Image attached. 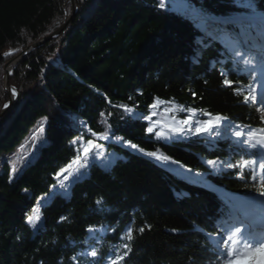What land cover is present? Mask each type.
Masks as SVG:
<instances>
[{
	"label": "trees",
	"instance_id": "obj_1",
	"mask_svg": "<svg viewBox=\"0 0 264 264\" xmlns=\"http://www.w3.org/2000/svg\"><path fill=\"white\" fill-rule=\"evenodd\" d=\"M185 1L208 16H264V0H251L255 12L247 7L250 0ZM76 2L78 10L64 31L12 70L10 85L17 99L0 118V156L12 152L45 117L46 142L14 178L9 161L0 163V264H101L123 243H129L131 251L121 264H214L215 247L205 233L214 231L219 209L232 201L189 184L145 155L102 140L97 142L115 156L104 166L91 163L66 193L43 202L36 229L26 222L37 201L51 193L55 173L78 154L81 144L73 141L95 139L85 134L80 119L96 133L107 130L200 173L208 171L203 156L234 162L251 149L237 143L232 147L238 152L231 154L228 142L213 145L205 136L158 140L146 132L149 123L119 106L155 112L152 119L162 124L173 123L174 116L178 122L188 108H195L197 119L208 111L242 127H264L256 107L243 102L250 75L237 66L229 72L228 78L236 82L229 88L222 84L221 72L233 65L225 59L211 66L222 60L224 46L206 38L210 46L193 62L204 17L178 12L166 2L160 8L159 0ZM71 10V0H0V110L9 101L2 85L5 63L59 29ZM261 57L250 53L254 64ZM236 87L243 90L239 95L233 91ZM153 103L156 108L149 110ZM206 180L235 194L258 192L252 181L246 186L230 171L208 173ZM178 194L185 195L178 199ZM90 225L106 228L95 242L98 258L93 260L81 256ZM127 227L133 229L132 241L120 239Z\"/></svg>",
	"mask_w": 264,
	"mask_h": 264
},
{
	"label": "snow or ice",
	"instance_id": "obj_2",
	"mask_svg": "<svg viewBox=\"0 0 264 264\" xmlns=\"http://www.w3.org/2000/svg\"><path fill=\"white\" fill-rule=\"evenodd\" d=\"M159 7L164 8L165 2L164 0H159ZM247 7L251 8L253 12L256 10V5L250 2ZM246 36V31L244 29L241 30L239 34L231 35L229 37L228 47L221 61H212V66L214 67L217 62L223 63L226 59L232 65V69H228L221 72V76L223 77L222 84L225 87L231 88L235 81L229 79V72L235 71L237 66H240L241 71H247L252 76V82L249 83L248 88L249 91L247 94L243 95V102L249 103L257 100L256 95V81L258 79L256 72L257 67H259L261 72H264V56L260 58L257 66H253V58H250L251 49L245 48L244 45L247 43L246 39H242ZM198 43V48L196 50V54L193 57V62L197 63L198 58L201 54V51L204 47L210 46L206 45L205 41L201 39ZM12 53H5L4 55H10ZM51 59V58H50ZM207 83V81H205ZM233 91L239 95L243 90L239 87L233 89ZM10 93L12 96L17 95V90L15 87L10 89ZM195 95V93H192ZM5 108H8L9 105L6 103L4 105ZM124 113L130 114L134 116L138 120H144L149 122V126L146 128V132L148 134H153L158 140H167L172 137L177 136H201V135H212L214 134V130L216 128H221L224 126H228L229 131L233 128L236 129L234 131V135L237 138L239 144L246 146L248 149L255 150L259 148V153L249 152L244 153L240 157V159L236 161H232L230 159L221 160L220 158L208 159L205 163L209 166L210 172L212 173H222L223 170H230L235 177L241 181H245V185L248 186V181H252L251 186L258 190L259 195L264 197V127H260L259 129H252L247 126H241L239 124H231L229 118L223 116L222 114L205 111L202 113L203 119L195 118L196 109L188 108L184 113V118L176 121V117H173V123L171 124H161L159 120H153V116L156 115L155 112H150L149 114H143L136 112L132 107L127 105L119 106ZM149 110L156 108V104L153 103L147 106ZM257 111L261 112L262 115L259 117L261 122H264V106H261L257 109ZM103 115V114H102ZM47 120V117L44 118V121ZM83 126L85 122H80ZM246 129V131H245ZM40 132H44L43 123L39 129ZM86 135L95 137V139L89 138L86 141L85 145L81 146L80 152L74 157V159L65 167L61 168L57 173H55V178L57 183L52 185L51 193L46 196L44 199H52L55 195L58 194L60 190H65L73 183L78 182L80 176L83 174L82 170L90 165L89 157L92 159H96L97 155L101 159L104 158L105 153L102 152V145L98 143L99 140L107 141L109 139L114 138L116 141H122L126 148L139 151L141 154L146 155L150 158H155L157 160H161L165 163H172L179 165L180 162L173 160L171 157L166 155H160L156 151H146L138 147V145L132 143L131 141H124L123 137L115 135L112 133L110 135L109 131H103L101 133L94 132L91 128L86 129ZM246 136V138H244ZM35 139V136H33ZM74 144H80L79 140H74ZM247 156H251L252 158H246ZM83 159V163L81 160ZM30 162V159L29 161ZM77 165L75 171H70L73 169V166ZM107 167V166H106ZM16 171L15 168L12 170ZM188 172H192V169H187ZM259 174V175H258ZM196 176H202L203 174L200 172L195 173ZM62 177V179H61ZM69 177L72 179L70 180ZM65 181L68 183L65 184ZM257 181H259L257 185ZM27 191V189H25ZM185 194H178V199L182 198ZM101 200H97V204H101ZM249 207L251 204L248 205ZM229 215L231 214V209L225 210ZM36 219H39L37 217ZM61 221L66 219L65 217L60 218ZM26 222L30 225H35L36 220L31 216L26 217ZM218 227V232L213 235L212 233H205L206 237L209 240L216 241V247L214 251L217 254V258L214 264H237V260L241 257H253L255 258L256 253H264V242L253 243V238L257 235V225L255 222L249 218L245 217L244 219H236V222L232 224L228 228ZM150 227V225L148 226ZM197 231L203 232V229H200L198 225H194ZM89 231H94L93 227L89 226ZM144 228L140 227L139 232H143ZM175 231V229H173ZM247 233V235H246ZM121 240L132 241L133 240V229L131 227H127L126 233L120 237ZM124 249L121 254V250ZM131 251V247L129 243H123L113 250V254L108 256L106 264H121L125 257L128 256ZM90 256L97 257L98 251L93 249L90 253ZM75 259V257H73Z\"/></svg>",
	"mask_w": 264,
	"mask_h": 264
},
{
	"label": "rangeland",
	"instance_id": "obj_3",
	"mask_svg": "<svg viewBox=\"0 0 264 264\" xmlns=\"http://www.w3.org/2000/svg\"><path fill=\"white\" fill-rule=\"evenodd\" d=\"M76 4H77V2H76ZM77 10H78V6H77ZM198 15H200V13H198V12L196 13L195 12V14H193L192 16L193 17H197ZM209 18H212V16H210ZM214 23L215 22H213L212 24H214ZM198 27H199V29H201L203 27V24H201ZM197 40H199L198 37H197ZM11 74H12V72H11ZM3 77H4V75H3ZM2 85H3V83H2ZM257 93H258V89L256 87V95H257ZM257 98H258V96H257ZM253 103L257 104V100L254 101ZM258 106H260V104H258ZM261 115H262V113H261ZM42 123H43V126L45 128L46 121H44V118H42V119L39 120V122L35 126H33L29 130L28 134L22 139L20 144H18L17 147L12 152H6V153L1 154L0 163H1V161H5V160L9 161L10 167H11V177L12 178H14L17 175H19V173L22 171V169L25 168V166L27 164H29V162H28L29 159H30V162H31L34 159L35 155L38 153L39 148L42 145L45 144L46 141L44 139V132H40L39 131ZM33 136H35V139H33ZM79 141H80L81 146L86 144L85 142L82 141L81 138L79 139ZM101 150H102L103 153H105L104 158L101 159L99 157V155H97L96 159H92L91 156H90L89 157L90 164L96 162L99 165L104 166L111 160L110 158H112V156L113 157L115 156V154L112 151H109V152L106 151L105 146H103ZM80 151H82L81 147H80L79 152ZM81 163H83V159L81 160ZM76 167H77V165H74L73 169H70V171H75ZM13 168L16 169L15 172L12 171ZM87 168L88 167H86V168H84L82 170L83 174L80 176V178L84 175L85 170ZM61 179H62V177H61ZM69 179L71 180L72 178L69 177ZM56 183H57V181H56ZM67 183L68 182L65 181V184H67ZM67 190H68V188L66 189V191L65 190H60L58 193H63L64 194V193L67 192ZM51 191H52V189H51ZM45 197L46 196L41 197L37 201L35 207L29 213V215H31L36 220L35 225L34 226L31 225L33 227V229H36L41 223V217H40L38 208L43 202L47 201V200L44 199ZM37 217H39V219H36ZM105 232H106V228L105 227L94 229V231H89L88 237H87L86 242H85V248L81 252L82 253L81 256H84V257L89 258L91 260L96 258V257L90 256L89 253L93 249H96L95 242H97L99 237L104 235ZM97 258H98V256H97ZM107 258L108 257H105V259L103 260V262L101 264H106ZM237 264H264V253H259V252L256 253L255 254V258L241 256L237 260Z\"/></svg>",
	"mask_w": 264,
	"mask_h": 264
},
{
	"label": "water",
	"instance_id": "obj_4",
	"mask_svg": "<svg viewBox=\"0 0 264 264\" xmlns=\"http://www.w3.org/2000/svg\"><path fill=\"white\" fill-rule=\"evenodd\" d=\"M71 5H72L71 14H70L69 18L67 19V21L64 22L59 27V29H57L51 35H48V36L42 38L41 40L37 41L36 43L26 47L19 54H17L12 59H10L8 62L5 63V65H4V77H3V89L6 92V94L8 95V97H9V101L7 103L9 105V107L8 108H5L4 106L2 107V109L0 110V118L14 105V103H15V101L17 99V95L14 97L10 93V89L12 88L11 85H10V77H11L12 70L17 66V64L20 61H22L32 51H34L35 49H38L39 47L43 46L48 41H50L52 39H55L56 37H58L64 31V29L66 28L68 23L71 21V19L74 16V14H76V12H77L76 0H71Z\"/></svg>",
	"mask_w": 264,
	"mask_h": 264
},
{
	"label": "bare ground",
	"instance_id": "obj_5",
	"mask_svg": "<svg viewBox=\"0 0 264 264\" xmlns=\"http://www.w3.org/2000/svg\"><path fill=\"white\" fill-rule=\"evenodd\" d=\"M210 19H212V18H210ZM212 23H213V21H211ZM212 66V65H211Z\"/></svg>",
	"mask_w": 264,
	"mask_h": 264
}]
</instances>
